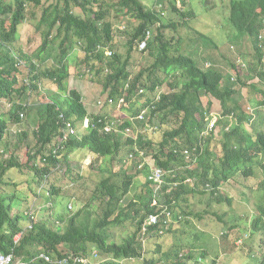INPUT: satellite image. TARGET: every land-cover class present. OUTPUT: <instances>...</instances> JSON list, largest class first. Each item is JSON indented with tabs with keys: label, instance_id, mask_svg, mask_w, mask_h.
Instances as JSON below:
<instances>
[{
	"label": "trees",
	"instance_id": "1",
	"mask_svg": "<svg viewBox=\"0 0 264 264\" xmlns=\"http://www.w3.org/2000/svg\"><path fill=\"white\" fill-rule=\"evenodd\" d=\"M223 1L228 2L224 17L216 15L215 10L199 14L194 3L186 0H182V9L174 3L173 10L181 19L172 21L160 9L149 8L144 0H0L1 251L27 264H64L65 260L68 264H242L247 259H251L249 264L254 263V244L245 241L247 245L239 249L222 245V239H239L236 224L228 223L226 228L224 223L223 228H215L206 239L208 245H203V234L192 220L202 218V214L188 208H196L205 199L198 198L197 189L183 179L177 183V163L185 165L190 177L203 180L214 172L228 179L225 171L216 166L207 144L212 137H194L206 129L212 101H219L220 115L239 120L231 132L223 135L228 139L231 135L238 137L241 123L247 121V100L240 94L244 87L261 92L263 100H257V104L264 105V0ZM96 2L100 4L96 6ZM33 5L42 8L40 18L30 11ZM121 17L123 22H131L127 38L114 29L116 18ZM195 17L196 22L203 18L208 24L193 25L198 38H207L203 42L189 33H180V28L190 27ZM225 19L235 28L229 42L233 47L229 44V49L218 44L214 32H206ZM24 23H33L42 37L33 55L25 54L21 42L16 47L22 39L20 27ZM147 32L151 34L148 48L142 52L148 64L131 73L124 58L129 61L134 57L135 46ZM234 34L247 35L253 47L251 54H236L238 42ZM58 42L60 63L44 68V59L55 51ZM182 42L184 47L189 45L190 52H184ZM78 44L86 53L87 73L100 79L105 102L100 106V97L99 104L86 103L76 87L68 89L64 101L59 94L52 96L39 110L35 144L26 145L25 158L21 159L18 153L24 140L14 141L10 133L12 125L24 121L28 113L29 103L21 99L27 101L35 96L43 78L67 88L65 81L71 76L69 57ZM107 48L112 50L111 55ZM214 50L220 57H215ZM229 50L234 52L232 59ZM206 53L209 59L203 56ZM202 58L209 62L199 64ZM223 58L231 68L216 65ZM142 88L144 93L140 92ZM207 96L212 97L205 101L208 108L202 100ZM124 97L129 114L114 109ZM142 98L145 112L136 107ZM169 117L174 128L164 123ZM224 121L223 126L230 124ZM162 128L163 139H157ZM187 135L198 139L188 141L190 148L184 142ZM210 135L215 133L211 131ZM194 146L195 152L191 148ZM185 147L193 151L195 162L186 159L182 151ZM74 158L87 160L99 169V183L77 171ZM229 166L232 168V164ZM156 169L161 171L157 181ZM90 182L96 184L94 189ZM213 184L218 186L219 180ZM39 197L44 205L34 208L33 200ZM257 207L263 215L264 199ZM210 209L203 212L217 215ZM152 215L158 217L157 223L151 221ZM214 217L216 222L224 220V215ZM263 218L257 222L262 224ZM190 225L196 229L195 240H201L192 246L178 243L165 249L159 244L161 238L155 237L180 228L187 230ZM123 226L130 229L126 238L118 242L111 230ZM222 229L228 233L222 235ZM148 242L152 246L146 247ZM258 264H264V258Z\"/></svg>",
	"mask_w": 264,
	"mask_h": 264
},
{
	"label": "rangeland",
	"instance_id": "2",
	"mask_svg": "<svg viewBox=\"0 0 264 264\" xmlns=\"http://www.w3.org/2000/svg\"><path fill=\"white\" fill-rule=\"evenodd\" d=\"M103 1V0H101ZM118 0H107V2L112 3V2H116ZM144 2L147 4V6L149 8L152 9H160L161 12H163L166 16H167V20H176L178 21L179 19H181V15L178 14V11H174L173 10V5H177L178 8L182 9V0H161L159 3H157V0H144ZM187 3L189 2H193L196 12H198L199 14L201 13H205V12H213L215 10L216 15H219L221 17H224V13H227V1H223V0H186ZM99 2H96V6L98 5ZM100 4V3H99ZM160 4V7H159ZM209 7V9H208ZM228 8V7H227ZM30 11H35L39 18L42 16V8L39 7H35L34 5L32 6V9L30 8ZM159 11V10H158ZM113 13V11H112ZM113 16V14H112ZM111 19H113L111 17ZM196 17H195V21L193 22V24H190L187 26H184V29L181 30L180 28V33L182 35H187V33L191 34L192 37H196L198 38L199 35H196V31H195V27L193 25H208L206 23H204L203 18L199 19L196 22ZM117 20V24L114 27L115 32H121L123 34V38H127L129 37L130 33H129V24H131L130 21H128V23L123 22L122 21V17L121 18H116ZM37 25V21L34 22ZM208 23V22H207ZM30 24V25H29ZM33 23H24L21 27H20V34L22 36L21 41H19L18 46H16L17 48L20 47V42L23 44V46L25 48H23V50L25 51V54H29V55H33L38 47L41 45L42 43V37L40 35L39 32H37V29L35 28V25H31ZM210 24V23H209ZM212 28V29H211ZM208 29V31L211 33L214 32V39L218 42V44L224 45L226 48L228 46L229 49V43L230 42V38L231 35L233 33V26L231 24V22H229V20L225 19L221 21V25L220 26H214ZM36 29V30H35ZM235 29V28H234ZM38 33V34H37ZM167 34H170L169 31L167 30ZM176 34V33H174ZM208 34V33H207ZM206 34V36H207ZM173 35V34H172ZM209 35V34H208ZM236 41L238 42L237 45H235L236 49H237V53L239 54L240 52L251 54L253 52V47H251L249 40L247 39V35H240L238 36L237 34H234ZM208 37V36H207ZM170 36L168 41L170 40ZM211 38V37H209ZM207 38H198L197 41H205ZM203 40V41H202ZM183 43V42H182ZM200 44V43H199ZM118 45L122 46L123 42H119ZM201 45V44H200ZM202 46V45H201ZM55 47V46H54ZM54 47H52L51 49H53ZM233 47V46H232ZM203 48V47H202ZM136 49V46H135ZM183 49L184 52H190L189 49V45L187 47H184V43H183ZM235 49V50H236ZM108 50V48H107ZM232 50L234 51V49L232 48ZM61 45L58 42V45L55 47V51L50 54L49 57H47L46 59H44V68L47 67H55L57 66L60 61L59 58L61 56ZM229 57L232 59L235 57L234 52H231L229 50ZM214 55L215 57H220V55L217 53V51L214 50ZM86 56V53L84 51V47L83 45H76L74 50L71 52L70 57H69V65H70V72H71V76L65 81V85H67V88L65 87L62 88L61 86H59L58 84H55L53 82H51L48 78L42 80V83L40 85L39 91L38 93H36L35 96H31L29 99L26 100H22V102L24 103H29L28 105V113L27 116L24 117V121L18 123V124H13L11 127V135H12V139L15 140H20L23 139L24 140V147H21V151L18 153V155L20 156L21 159H24L25 155L24 152L26 151V149L28 147H26V145H29V147H32L35 144V132L34 130L37 129V123L39 122V110L42 107V105L49 101L50 98L52 96H55L57 94H59L61 97V100H65L68 97V89L70 88H74L76 87L78 90H80L85 98L86 103L88 104H99L100 101L98 100V98L101 97V104L100 106L103 105V103L105 102L106 99V95L102 94V84L99 81V77L97 78H93V75L91 76V73H87L86 68H85V63H84V58ZM203 56H206L208 59V54H203ZM81 60V62L78 64V61ZM222 63H218L216 64L218 65H222L224 66V68H231L228 65V60L226 59H221ZM124 61L128 62V69L130 70V72L132 73L134 70L135 72H139L141 71L143 68H145L147 66V62H146V54H144V52H140L139 50L136 49V52L134 54V57H130V60L128 61L126 58H124ZM203 62H209L206 61L205 58H202L199 61L200 63ZM216 62V61H215ZM205 63V64H206ZM217 63V62H216ZM78 64V65H77ZM204 65H202L203 67H206ZM25 67V65H22V69ZM227 71H229L232 75H233V71L231 69H228ZM135 73V74H136ZM258 80V78L255 79V81ZM250 81H253L252 79H250ZM262 90L264 91V85L262 86ZM242 91V92H241ZM240 91V94L246 98L247 103H244V106L246 109H249L252 113H254V115L251 117V119H253L252 123H244L245 125H243L244 127L248 128L249 130L252 128L253 130H263L264 129V105H260L257 104V100H263V96L262 93H258L255 90H251V88L249 86L244 87L242 90ZM212 100V97L207 96L203 97L204 103L207 104L205 101L207 100ZM215 100V99H214ZM213 102V112H222V107L221 105L218 103V100L212 101ZM124 106V107H123ZM126 104L125 102H121L119 107L115 106L114 109H119L121 110V112H124V114H129L130 112L127 111L126 108ZM113 109V108H112ZM169 121L168 120H164V123L166 125V127L168 128H174L173 126H171L172 124V118L169 117ZM235 121V118H234ZM160 122V121H159ZM257 125H254V124ZM27 133V135L25 134ZM157 135V139H163V128L162 130L158 131ZM214 146V145H213ZM215 148L217 147V145L214 146ZM73 164L74 167H76V170L81 172V174H84L86 177L91 178L92 180L96 181L99 183V181L101 180V178L99 177V173L101 172L99 169L97 168H93L92 165L90 164V162L88 163L87 160L86 161H82V159L79 158H74L73 160ZM88 163V165H87ZM100 163V161L98 162ZM103 162H101L102 164ZM104 165L107 164V162L103 163ZM110 170V169H109ZM186 171V167L185 165L181 164V167L179 169L180 173H183ZM255 180L258 182L257 187L252 190L251 188H247L246 186H244V184H242L238 179L233 180V181H227L224 182L222 184V188L220 189V193L224 196L223 200L224 202H221V200H218V198H215L214 195L211 194L212 190L208 189L206 194L204 195L205 198V202L202 204H198L196 206V211H203L205 208H209L211 206V212H216L217 215L214 214H206L204 213L202 218H192L193 220V225H195L197 228L199 226H201V228L203 227L204 229L207 230L206 233H204V235L202 236V240H203V245L207 246L208 243L206 240L210 234L212 232H214V226L216 224V227L219 228H223V224L226 223V228L228 226H230L228 224V219L229 217H234V218H239L241 219L245 213V206H246V201L243 198V194L242 192H245L246 194H249L251 197H253V199L257 200L258 202L262 199L261 198V185H262V180H263V173L260 169V172L257 174V177L255 178ZM90 187L92 189H94L96 187V184L93 182H90ZM134 191V190H133ZM200 192V191H198ZM91 194V191H89L88 195ZM199 198V197H198ZM228 198H231V202L228 200ZM129 200V199H128ZM127 200V201H128ZM33 206L34 208H38V206H43V199H41L40 197L37 198L36 200H33ZM210 206H208V203ZM254 211V210H252ZM250 211V212H252ZM257 213V209H255V214ZM219 216V215H224V220L223 221H215V217L214 216ZM130 222V221H129ZM184 225H189V224H183ZM242 234L244 237L247 238L248 242L250 243H255L258 242L259 240L262 242L261 239V235L260 234H255V230H253V224L251 223V219L249 220L248 218H244L243 220L240 222L239 225ZM130 227H126L123 226L120 229H112L111 231L113 233H115L116 236V240L118 242H122L124 238H126L127 233L126 231L129 230ZM240 229H236V231H240ZM195 227L190 225L188 227L187 230H184L183 228L177 229V230H173V232L166 234L162 239V237L159 236H155L157 238H161L159 243L160 245H162V247L166 248H171L173 244H185V245H189L192 246L195 243H199L201 240L196 241L195 240ZM223 230V229H222ZM134 228H132L131 231L129 232H133ZM130 233V234H131ZM252 234V235H250ZM145 237V235H144ZM16 239L20 238V235H17L15 237ZM149 240V239H148ZM155 242L157 241L156 238H154ZM233 240L237 241V238L234 237ZM232 239H222V245L223 246H227L229 244L230 249H236L238 247L240 243V241L234 242ZM221 240H219L218 242L220 243ZM233 241V242H232ZM152 246L151 243H146V247L148 246ZM243 245H247V244H243ZM229 249V250H230ZM239 249V247L237 248ZM188 249H185V251H187ZM228 250V251H229ZM152 256V255H149ZM251 259H247L246 262H243L242 264H249ZM133 264V263H130Z\"/></svg>",
	"mask_w": 264,
	"mask_h": 264
},
{
	"label": "clouds",
	"instance_id": "3",
	"mask_svg": "<svg viewBox=\"0 0 264 264\" xmlns=\"http://www.w3.org/2000/svg\"><path fill=\"white\" fill-rule=\"evenodd\" d=\"M150 32H147L146 37L140 41L139 44L136 45V49L139 50L140 52L147 50L148 48V40L150 39ZM109 49V48H108ZM111 49L107 50V53L111 55ZM133 76V75H132ZM126 90V88H125ZM145 89H141L140 92L144 93ZM203 100V98H202ZM121 102H125L126 106L127 104L129 105L128 101L126 100V97L120 99ZM204 102V100H203ZM144 103V98H142L138 104L136 105L142 108L145 112L147 109H144V107H141ZM205 104V103H204ZM206 106V104H205ZM136 107H133L134 109ZM208 108V106H206ZM250 109V108H249ZM248 109L247 111V117H244V120H247L243 123H241V130L239 132V136L234 138L231 135V138H225L223 135L226 132H231L234 129V126L239 122L237 117H229V116H222L217 112H213L214 110H211L210 113V118H209V113L206 114V118L208 116L209 120L207 121L206 124V129L201 135H197L194 137H212L210 141L207 143L208 146L211 148L213 151V158L216 161V166L221 170V172L225 171V176L228 177V179L224 180L223 176H216V173L210 174L208 177L206 176L203 180H200L197 177H190V174L188 171H185L183 173L179 172V169L181 167L182 163H177L178 165V174H180V180H178V184L181 183V179H183L184 182L190 184L193 188H196L197 192L196 195L197 197H203L206 194L208 189H211L212 192L211 194L214 195L215 198H219L218 195H220L222 198L224 196L220 193V189L222 188V184L227 181H233L238 179L244 186L247 188H251L254 190L258 182L255 180L257 177V174L260 172V169L263 173V180H262V185H261V198L264 199V129L263 130H253L252 128L249 130L248 128L244 127V123H249L251 124L253 119L251 117L254 115L250 110ZM213 116V117H211ZM235 118V121H234ZM223 119H225V123L228 122L230 123L229 125L223 126ZM254 124V123H253ZM213 131L215 133V136H211L210 132ZM192 140H198L197 138H190L189 135H187L186 140L184 142L187 143L188 146V141ZM217 145L215 148L214 146ZM189 147V146H188ZM190 148V147H189ZM185 147L182 149L185 157L187 160L190 162H195V155L192 157V152L196 151L197 146L191 147L194 150L191 152V150ZM248 151V152H247ZM181 150H178L177 153L179 154ZM194 154V153H193ZM232 164V168L229 166ZM187 170V168H186ZM161 171L159 169L155 170L154 176L155 180L157 181L160 177ZM186 177V178H184ZM225 177V178H226ZM219 180V185L215 186L213 184V181ZM213 192H215L213 194ZM243 198L246 201V206L244 208L245 213L243 217L248 218L249 220L251 219V223L253 224V230H255V234H260L262 242L259 240L258 242H253L254 244V252H253V264H258L259 260H263L264 258V218L262 224H259L257 220L264 216L262 215L259 211V208L257 207L258 201L253 199L249 194H246L245 192H242ZM205 199V198H204ZM228 200H231V198H228ZM231 202V201H230ZM188 208V206H186ZM196 210V208L190 206L188 208ZM255 209H257V213L255 214ZM254 210V211H252ZM252 211V212H250ZM202 214V217L204 215L203 211H200ZM243 217L241 219L239 218H234V217H229L227 220L230 225L236 224L237 229H240L239 225L240 222L243 220ZM151 221L154 223L158 222V217L155 215H152ZM144 227V226H143ZM217 227H214V229ZM199 229L201 230V233L204 235V233L207 232L206 229L201 226H199ZM147 230V227L144 228V231ZM213 233V232H212ZM211 233V234H212ZM228 233L227 230H223L222 235ZM236 234H238V240L240 241L241 244L238 246L240 247L241 245L244 244L245 241L248 242L247 238L243 236L242 231H236ZM252 235V234H250ZM236 241V242H237ZM250 243V242H248ZM261 244V247H258V244ZM256 244V245H255ZM222 253H224L223 248H222ZM15 257V256H14ZM24 263L27 264L26 261L19 260L15 258V263ZM64 264H68V260L64 261Z\"/></svg>",
	"mask_w": 264,
	"mask_h": 264
},
{
	"label": "built area",
	"instance_id": "4",
	"mask_svg": "<svg viewBox=\"0 0 264 264\" xmlns=\"http://www.w3.org/2000/svg\"><path fill=\"white\" fill-rule=\"evenodd\" d=\"M15 257L12 253L6 254L5 252L0 250V264H14ZM24 264V263H18Z\"/></svg>",
	"mask_w": 264,
	"mask_h": 264
}]
</instances>
